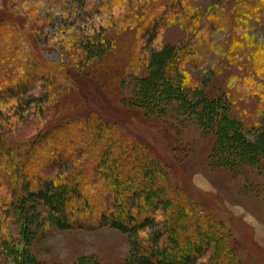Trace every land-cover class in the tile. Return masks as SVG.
Segmentation results:
<instances>
[{"label": "rangeland", "instance_id": "1", "mask_svg": "<svg viewBox=\"0 0 264 264\" xmlns=\"http://www.w3.org/2000/svg\"><path fill=\"white\" fill-rule=\"evenodd\" d=\"M8 11L16 13L14 24L24 32L9 28L23 36L21 50L36 53L38 48L43 64L37 71L43 76H31L24 91L0 88V134L31 133L49 114L53 87L65 84L56 95L67 99L64 115L95 112L116 123L126 138L147 142L168 163L172 183L228 223L239 263L264 264V164L238 161L233 170L213 165L215 136L184 106L200 97L225 96L253 138L255 122L264 119V0H0V18L9 19ZM102 45L107 57L89 56L92 62L83 66L82 84L71 73L53 74L51 66L66 67L87 49ZM161 45L186 52L173 62L178 63V76L185 77L184 101L168 102L161 113L137 116L127 102L137 99V76H147L146 59ZM19 65L6 76L18 77ZM118 70L127 74L124 80L110 81ZM176 146L182 147L181 165L172 161ZM74 159L61 158L59 166L50 163L45 174L69 172ZM8 196L0 183V203ZM17 206L2 207L3 226L36 261L132 264L129 235L107 223L82 217L74 227L58 228L41 203L27 200Z\"/></svg>", "mask_w": 264, "mask_h": 264}, {"label": "trees", "instance_id": "2", "mask_svg": "<svg viewBox=\"0 0 264 264\" xmlns=\"http://www.w3.org/2000/svg\"><path fill=\"white\" fill-rule=\"evenodd\" d=\"M8 17L0 18V88L24 91L30 79L43 76L38 72L43 59L37 47L36 53L21 50L23 36L9 29L17 25L18 16L8 11ZM16 28L24 33L20 25ZM91 49L70 66H51L53 74L71 73L82 84L83 66L92 62L89 56L107 57L106 45ZM185 53L182 48L161 45L147 58L150 70L147 76H137V99L129 100L127 107L139 116L161 113L171 101L182 103L185 77L178 76V63L173 62ZM18 62V77L6 76ZM116 72L110 81L122 82L127 74ZM63 86L49 88L48 93L55 92L49 114L31 133L20 137L0 134V183L9 193L0 203V263L4 258L3 264H42L30 256L18 236L6 232L1 216L5 207L18 208L33 200L47 209L58 228L74 227L79 218L92 217L126 233L132 264H240L228 223L178 183L174 185L168 163L144 140L126 138L116 123L95 112L64 115L67 99L56 96ZM227 99L216 95L184 102L215 136L210 150L213 165L233 170L238 161L264 164V119L255 122V135L249 137L247 123L234 114ZM181 150L176 146L172 151V161L179 165ZM70 156L75 157V164L69 172L45 174L50 163L59 166L61 158Z\"/></svg>", "mask_w": 264, "mask_h": 264}]
</instances>
